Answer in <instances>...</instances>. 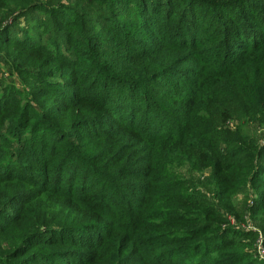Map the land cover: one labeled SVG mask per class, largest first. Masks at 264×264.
<instances>
[{
	"label": "trees",
	"instance_id": "16d2710c",
	"mask_svg": "<svg viewBox=\"0 0 264 264\" xmlns=\"http://www.w3.org/2000/svg\"><path fill=\"white\" fill-rule=\"evenodd\" d=\"M130 2L129 6H133L137 13L134 27L147 25L153 31L169 35L168 41L180 50L178 57L208 65L200 69L197 76L203 80L204 86L207 85L204 93L195 96L191 89L194 83L188 77L181 81L182 75L173 85L165 83L164 79L163 84L158 80L162 68L154 75L151 66L147 68L148 73L141 77L127 71L131 78L117 79L118 84L114 88L116 84L101 80L108 67L118 75L123 73L117 69L120 64L117 63L118 56H114L115 64L99 65L97 71L100 77L95 76L94 82L88 83L91 72L87 73L88 81L77 82L82 85L77 89L81 93H92L95 97L100 95L102 115L91 111L75 115V108L69 106L70 99L53 83L33 88L26 94L27 102L22 105L17 106L16 98L9 101L4 97L1 114L10 112L6 119L10 118L14 124L17 129L15 136L20 141L14 154L17 152V156H22V161L13 163L6 160L3 164V151L7 144L1 143L0 171L5 173L10 167H20L25 175L31 176L34 185H43V190L54 196L64 195L66 201L62 208L70 212L65 217L64 230L73 227V213L83 211L87 215L92 205L100 211V217L94 218L97 220L94 228L102 232L95 242L109 238L115 230L110 233L104 230L108 220L114 217L116 227L120 217L128 216L135 224V231L124 250L129 242H135L131 246L148 250L165 242L189 241L214 230L211 221L202 217L217 216L205 211L207 206L202 196L191 195L188 187H180L185 183L176 180L174 167L179 166L177 163L193 160L210 161L215 153L218 154L211 144L214 128L228 111L238 115L236 118L239 119L246 116L239 115L251 113L253 121H264V98H259L255 90L241 88L240 73L236 70L249 58H258L260 53H264V0H125L122 3ZM54 17L63 22L59 15ZM263 59L259 58L260 61ZM163 74L168 76L167 71ZM234 81L240 82V85H230ZM101 83H104L103 87L97 89L91 86ZM225 86L234 91H224ZM207 92L211 95L209 104L202 106L201 95ZM111 96L118 107L128 112L131 120L125 132L130 130L139 134V145H131V133L119 132L118 141H109L107 134L101 137L96 132L99 120L109 121L114 116L111 102L104 101L105 97L110 100ZM117 106L114 108L117 109ZM218 136L215 144L220 141L226 144L225 153L220 154L230 156L231 161L217 163L219 169L216 176L224 174L221 178L227 183L228 190L249 181L255 190L264 191V169L257 163L261 155L256 150V142L242 136L241 132L233 133L232 137ZM130 148H141V155L130 151ZM133 172L143 173L133 176ZM125 176L140 180L130 182L132 191L127 194L120 189ZM161 182H164L165 190H172L167 195L176 196L164 199L175 206V212H164L147 204L151 195L156 196V185ZM115 193L122 194L120 202L109 204L108 199ZM144 228L151 233L140 238ZM64 230L43 225L34 227L30 235L18 237L16 245H10L6 259L0 264H45L46 259L55 262L53 264H76L75 256H67L70 249L64 247L68 243ZM51 231L60 236V248L49 257L28 251L33 246L48 244ZM213 238L203 239L206 247L213 242ZM195 248L197 250L198 246ZM155 256L153 253L147 257L149 263ZM246 257V253L227 252L213 258L209 264H250L252 258L243 263ZM56 258L58 261H55Z\"/></svg>",
	"mask_w": 264,
	"mask_h": 264
},
{
	"label": "rangeland",
	"instance_id": "374dc122",
	"mask_svg": "<svg viewBox=\"0 0 264 264\" xmlns=\"http://www.w3.org/2000/svg\"><path fill=\"white\" fill-rule=\"evenodd\" d=\"M123 1L125 0H0V144H7L3 151V164L6 160L13 163L22 161V156H17V152L14 154L20 141L15 136L17 129L14 124L10 122V118L6 119L10 112L1 114L4 109V97L9 101L16 98L17 106L22 105L27 102L26 94L33 88L43 87L44 83H53L70 99L69 106L75 108V115L80 112L83 115L86 111L100 113L99 92L97 97L92 93L83 94L77 90L78 87L82 88L77 82L88 81V72H91L88 83L94 82L95 76L100 77L97 71L99 65L115 64L114 56H118L117 63L120 64L117 69L123 73L118 75L108 67L105 72L107 74L103 72L101 76L102 82L108 81L115 85L118 84L117 79H130L127 71H131L133 76L141 77L148 73L147 68L151 66L154 75L162 68L159 81L164 79L165 83L173 85L182 75L181 81L188 77L194 83L191 89L195 96L204 93L207 85L204 86L203 80L197 76L200 69L208 65L178 57L180 50L168 41L169 35L153 31L147 25L138 24L134 27L137 13L134 12L133 6H129L131 2L123 4ZM54 15H59L63 22ZM262 57L264 53H260L258 58L251 57L249 62L236 69L243 84L241 88L255 90L259 98H264V59L259 60ZM164 71H167L168 76L163 74ZM103 84L91 86L97 89L103 87ZM230 85L237 87L240 82L234 81ZM224 91L234 90L225 86ZM209 94L207 92L201 95L202 106L209 104ZM104 101L111 102L114 116L109 121L99 120L96 132L101 137L107 134L109 141H118L119 132L131 133V145H139V134L130 130L125 132L131 120L128 112L123 107H118L112 96L110 100L105 97ZM32 105L38 108L34 103ZM114 106H117V109ZM244 115L246 116L243 119H239L236 118L238 115L228 111L215 125L211 144L216 147L218 154L215 153L210 161L193 160L189 163H177L179 166L174 167L176 180L185 183L180 187H188L191 195L202 196L206 201L205 211L217 216L202 217L211 221L214 230L189 241L173 244L165 242L154 247L155 252L153 249L142 250L138 246H131L135 242H129L128 248L124 250L125 244L134 237L135 224L128 216L120 217L115 227L113 217L104 225V230L108 233L115 228L111 236L102 242L101 239L95 242L98 235L102 234L94 228L97 223L94 218L100 217L99 210L90 204L89 214L86 215L83 211L73 213V227L64 230L62 226L66 225L65 217L70 213L66 208H62L66 201L65 196H54L45 192L44 186L34 185L30 180L31 176L25 175L20 167H10L5 173L0 171V182L4 181L0 183V261L6 259L10 245H16L18 237L30 235L34 227L43 225L50 229L64 230L68 241L64 247L70 249L67 256H75L76 264H209L220 254L235 251L248 254L243 263L252 258L250 264H264V257L258 254V246L264 247V191L255 190L249 181L228 190L227 183L221 178L224 174L216 176L219 169L217 163L231 161L230 156L220 154L225 153L226 144L221 141L215 144L220 134L226 138L241 132L242 136L252 138L256 142V150L261 155L257 163L263 165L264 169V121H253L251 113L239 116ZM130 149L141 155V148ZM142 173L133 172L131 175ZM125 177L120 189L127 194L132 191L130 182L140 180ZM156 187V196L151 195L147 201L148 206L157 207L164 212H175V206L164 200L176 197L167 195L172 190H165L164 182ZM120 198L122 194L115 193L107 202L117 205ZM39 201L42 203L39 204ZM150 233V230L144 228L140 238ZM209 236H214L213 242L206 247L203 239ZM59 237L51 231L48 244L33 246L28 251L49 257L55 249L60 248ZM153 253L156 256L153 262L149 263L147 257ZM55 261H58V258ZM49 263L55 262L46 259L45 264Z\"/></svg>",
	"mask_w": 264,
	"mask_h": 264
},
{
	"label": "built area",
	"instance_id": "2783aa9c",
	"mask_svg": "<svg viewBox=\"0 0 264 264\" xmlns=\"http://www.w3.org/2000/svg\"><path fill=\"white\" fill-rule=\"evenodd\" d=\"M258 254L264 257V247L262 245L258 246Z\"/></svg>",
	"mask_w": 264,
	"mask_h": 264
}]
</instances>
